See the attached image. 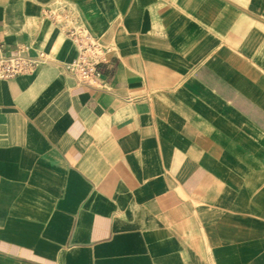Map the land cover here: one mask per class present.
Listing matches in <instances>:
<instances>
[{
    "label": "crops",
    "instance_id": "0c3cea01",
    "mask_svg": "<svg viewBox=\"0 0 264 264\" xmlns=\"http://www.w3.org/2000/svg\"><path fill=\"white\" fill-rule=\"evenodd\" d=\"M0 40L49 55L0 79V264H264V0H0Z\"/></svg>",
    "mask_w": 264,
    "mask_h": 264
},
{
    "label": "built area",
    "instance_id": "2783aa9c",
    "mask_svg": "<svg viewBox=\"0 0 264 264\" xmlns=\"http://www.w3.org/2000/svg\"><path fill=\"white\" fill-rule=\"evenodd\" d=\"M44 14L76 49L74 59L64 64L66 71L74 76L79 84L101 87L103 80L98 67L106 61L112 47L95 37L79 16L64 5H51L45 9ZM29 51L30 47L24 44L9 51L0 40V79L33 73L39 65L49 59L44 50H38L34 54Z\"/></svg>",
    "mask_w": 264,
    "mask_h": 264
}]
</instances>
